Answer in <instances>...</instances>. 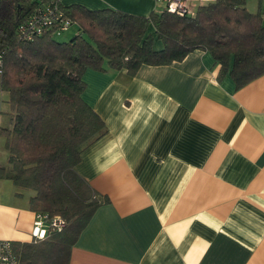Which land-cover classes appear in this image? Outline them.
<instances>
[{"label": "crops", "instance_id": "0c3cea01", "mask_svg": "<svg viewBox=\"0 0 264 264\" xmlns=\"http://www.w3.org/2000/svg\"><path fill=\"white\" fill-rule=\"evenodd\" d=\"M186 1L195 11L213 0ZM59 3L146 16L167 0ZM218 67L207 50L194 49L134 75L84 71L82 97L107 131L75 169L109 201L80 233L69 264H264V74L236 88L229 74L218 79ZM5 181L15 203L0 238L29 241L33 192L5 178L0 188Z\"/></svg>", "mask_w": 264, "mask_h": 264}, {"label": "trees", "instance_id": "16d2710c", "mask_svg": "<svg viewBox=\"0 0 264 264\" xmlns=\"http://www.w3.org/2000/svg\"><path fill=\"white\" fill-rule=\"evenodd\" d=\"M246 2L213 0L193 14L164 9L146 16L59 3L71 21L65 30L56 33L52 25L21 39L19 26L41 1L0 0V91L8 105L0 125L8 152L0 178L33 192L31 210L65 222L42 239L12 241L19 264H69L80 233L109 201L75 169L81 152L107 131L82 97L84 71L134 75L143 64L166 65L203 49L218 63V79L229 74L239 88L264 74V0L256 11ZM74 23L78 30L69 40L55 39Z\"/></svg>", "mask_w": 264, "mask_h": 264}, {"label": "built area", "instance_id": "2783aa9c", "mask_svg": "<svg viewBox=\"0 0 264 264\" xmlns=\"http://www.w3.org/2000/svg\"><path fill=\"white\" fill-rule=\"evenodd\" d=\"M41 1L31 16L19 26L18 34L21 39H32L45 28L56 26V33L65 30L70 25V19L65 17L60 9L59 0ZM165 9L175 14H193L186 0H167ZM65 222L58 215L49 216L47 213L34 212L31 226V237L44 238L49 230H60ZM12 240L0 238V264H19V258L13 249Z\"/></svg>", "mask_w": 264, "mask_h": 264}, {"label": "rangeland", "instance_id": "374dc122", "mask_svg": "<svg viewBox=\"0 0 264 264\" xmlns=\"http://www.w3.org/2000/svg\"><path fill=\"white\" fill-rule=\"evenodd\" d=\"M258 4H259L258 0H249L247 8L250 11H256ZM262 18H264V14H262ZM77 30H78V25L74 23L68 28V30L62 32L59 35H56L55 39L57 41H67L74 35L75 31ZM1 94L4 93L0 91V106H1V99L4 98V95ZM5 122L6 119H4V123ZM3 152L4 150L2 148L0 141V159L2 158ZM5 183L8 184L7 187L0 188V200L7 202L5 204L4 214L1 215L0 217V231L2 233L7 231V229L12 225L13 213L11 212V210L13 203H15L13 197L11 196V183H9L8 181H5Z\"/></svg>", "mask_w": 264, "mask_h": 264}]
</instances>
